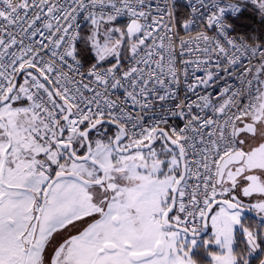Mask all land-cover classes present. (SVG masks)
Instances as JSON below:
<instances>
[{
    "label": "snow or ice",
    "instance_id": "obj_1",
    "mask_svg": "<svg viewBox=\"0 0 264 264\" xmlns=\"http://www.w3.org/2000/svg\"><path fill=\"white\" fill-rule=\"evenodd\" d=\"M0 264H264V0H0Z\"/></svg>",
    "mask_w": 264,
    "mask_h": 264
},
{
    "label": "built area",
    "instance_id": "obj_2",
    "mask_svg": "<svg viewBox=\"0 0 264 264\" xmlns=\"http://www.w3.org/2000/svg\"><path fill=\"white\" fill-rule=\"evenodd\" d=\"M181 3H183V0H180Z\"/></svg>",
    "mask_w": 264,
    "mask_h": 264
},
{
    "label": "water",
    "instance_id": "obj_3",
    "mask_svg": "<svg viewBox=\"0 0 264 264\" xmlns=\"http://www.w3.org/2000/svg\"><path fill=\"white\" fill-rule=\"evenodd\" d=\"M248 215H253V214H248Z\"/></svg>",
    "mask_w": 264,
    "mask_h": 264
}]
</instances>
